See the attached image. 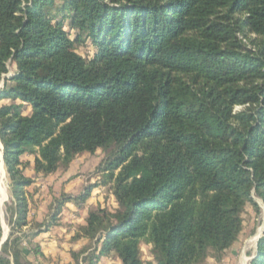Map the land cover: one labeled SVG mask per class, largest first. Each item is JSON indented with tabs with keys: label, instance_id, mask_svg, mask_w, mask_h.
I'll list each match as a JSON object with an SVG mask.
<instances>
[{
	"label": "trees",
	"instance_id": "16d2710c",
	"mask_svg": "<svg viewBox=\"0 0 264 264\" xmlns=\"http://www.w3.org/2000/svg\"><path fill=\"white\" fill-rule=\"evenodd\" d=\"M0 85V264H21L22 238L101 187L115 207L87 209L73 264L111 253L119 264L217 261L246 206L261 211L254 197L264 214V0H0ZM98 150L100 181L54 196L47 221L30 219L37 179ZM249 264H264V230Z\"/></svg>",
	"mask_w": 264,
	"mask_h": 264
},
{
	"label": "rangeland",
	"instance_id": "374dc122",
	"mask_svg": "<svg viewBox=\"0 0 264 264\" xmlns=\"http://www.w3.org/2000/svg\"><path fill=\"white\" fill-rule=\"evenodd\" d=\"M84 58H89L93 54V48L90 45H84L77 50ZM12 75V70L8 67L6 78ZM1 87V85H0ZM3 103H9L3 101ZM242 110V107H236L235 111ZM29 112V108L25 106L24 114ZM2 149L0 148V155ZM25 160L32 159L30 157ZM105 159V154L98 150L94 155H81L74 160L67 172L59 171L49 179H38L39 194L37 202L30 206V219L35 218L38 221L42 219L48 220L47 206L54 196L64 193L70 196H79L84 188L90 184L100 181L99 168L101 161ZM27 174L32 176L31 169ZM8 181L3 169L0 158V223L2 227V238H7L9 234V226L5 217V205L8 203ZM255 202L261 209L255 212L251 206H246L242 215L243 229L236 245L226 251L219 260L207 259L203 264H249L250 260L255 256L257 240L262 236L264 230V214L262 212V203L254 197ZM101 205L112 210L115 207L113 197L111 196L110 187H101L93 190L90 198L84 203L83 209L77 210L73 204H68L61 212L58 225L51 228L49 232L40 234L30 240L21 239L20 246L24 248L19 255L21 264H73L70 255L71 251L79 253L88 242L85 239L77 237V227L84 223L87 209L95 205ZM68 207V208H66ZM36 228L25 227L22 229L25 233ZM21 233H16L15 236ZM6 240V239H5ZM39 249L38 255L33 253L34 249ZM30 251H29V250ZM152 247L149 245H141V257L143 262L152 260ZM99 264H119L115 254L111 253L108 257L102 258Z\"/></svg>",
	"mask_w": 264,
	"mask_h": 264
},
{
	"label": "water",
	"instance_id": "95a60500",
	"mask_svg": "<svg viewBox=\"0 0 264 264\" xmlns=\"http://www.w3.org/2000/svg\"><path fill=\"white\" fill-rule=\"evenodd\" d=\"M0 148L2 149L1 144H0ZM0 158H1V163H2V165H3V156H2V152H1ZM5 239H6L5 237L2 238V241H1L0 245L5 241Z\"/></svg>",
	"mask_w": 264,
	"mask_h": 264
},
{
	"label": "crops",
	"instance_id": "0c3cea01",
	"mask_svg": "<svg viewBox=\"0 0 264 264\" xmlns=\"http://www.w3.org/2000/svg\"><path fill=\"white\" fill-rule=\"evenodd\" d=\"M33 176V175H32ZM31 176V177H32ZM46 180V179H45ZM37 181H38V179H37ZM36 186H39V184H38V182L36 183ZM68 204H66V206H67ZM66 208H68V207H66ZM87 211V210H86Z\"/></svg>",
	"mask_w": 264,
	"mask_h": 264
}]
</instances>
